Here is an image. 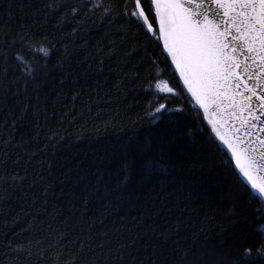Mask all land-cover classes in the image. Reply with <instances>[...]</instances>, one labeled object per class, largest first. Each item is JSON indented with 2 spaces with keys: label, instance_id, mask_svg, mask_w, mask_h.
Returning a JSON list of instances; mask_svg holds the SVG:
<instances>
[{
  "label": "trees",
  "instance_id": "obj_1",
  "mask_svg": "<svg viewBox=\"0 0 264 264\" xmlns=\"http://www.w3.org/2000/svg\"><path fill=\"white\" fill-rule=\"evenodd\" d=\"M79 2L0 0V264H264V203L202 113L149 117V84L183 90L161 44Z\"/></svg>",
  "mask_w": 264,
  "mask_h": 264
},
{
  "label": "snow or ice",
  "instance_id": "obj_2",
  "mask_svg": "<svg viewBox=\"0 0 264 264\" xmlns=\"http://www.w3.org/2000/svg\"><path fill=\"white\" fill-rule=\"evenodd\" d=\"M64 6L57 3L53 11ZM81 9V22L135 24L146 38H156L157 47L162 43L183 90L157 82L156 93L149 84L146 92L158 103L149 117L157 119L168 104L189 96L203 110L200 120L210 138L226 146L235 168L264 198V0H80L62 15L75 18ZM32 51L48 55L43 47ZM255 251L264 256V244ZM252 252L245 248L242 256ZM63 264H75V256Z\"/></svg>",
  "mask_w": 264,
  "mask_h": 264
},
{
  "label": "water",
  "instance_id": "obj_3",
  "mask_svg": "<svg viewBox=\"0 0 264 264\" xmlns=\"http://www.w3.org/2000/svg\"><path fill=\"white\" fill-rule=\"evenodd\" d=\"M161 47H162V49H163L162 43H161ZM163 52H164V51H163ZM164 54H165L166 57H167V53L164 52ZM168 59H169V61H170V58H168ZM170 63H171V61H170ZM172 67H173V69H174V66H172ZM176 76H177V78H178V80H179V76H178V74H176ZM179 82H180L181 86L183 87L182 82H181V81H179ZM184 91H186V90H184ZM188 97H189V96H188ZM189 98H190V97H189ZM192 102H193V104L197 107V109H198V110L202 113V115H203V110L200 109L199 106L196 105L194 101H192ZM205 124H206V121H205ZM209 127H210V126H209ZM216 141L219 143V145L222 147V149H223V150L225 151V153H226V146H223L219 140H216ZM227 155H228V157L230 158V153H228ZM230 160H231V158H230ZM231 161H232V160H231ZM232 163H233V166H234V170H235L236 174L238 175V177L241 179V181H242V182H243V183H244V184H245V185L251 190V192H252L256 197H258V198L264 203V198H261V197L259 196V194H258L257 192H255V190H252V189H251V186H250L249 184H247L246 179L243 178V177L241 176V174L239 173V170L235 168L234 161H232ZM255 175H256V178H257L258 180L261 179V175H260L259 173H256Z\"/></svg>",
  "mask_w": 264,
  "mask_h": 264
}]
</instances>
